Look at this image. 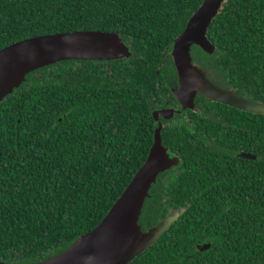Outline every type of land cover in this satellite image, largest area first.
<instances>
[{
    "label": "trees",
    "instance_id": "obj_1",
    "mask_svg": "<svg viewBox=\"0 0 264 264\" xmlns=\"http://www.w3.org/2000/svg\"><path fill=\"white\" fill-rule=\"evenodd\" d=\"M203 2L0 0V51L80 31L116 34L130 51L46 66L0 103V262H42L99 227L148 160L154 113L174 107L162 135L180 163L153 186L140 231L185 211L127 264H264V115L200 93L183 110L173 93V43ZM207 36L215 52L193 46V63L264 104V0H226Z\"/></svg>",
    "mask_w": 264,
    "mask_h": 264
},
{
    "label": "water",
    "instance_id": "obj_2",
    "mask_svg": "<svg viewBox=\"0 0 264 264\" xmlns=\"http://www.w3.org/2000/svg\"><path fill=\"white\" fill-rule=\"evenodd\" d=\"M225 1L204 0L190 17L185 30L174 40L171 56L178 73L179 88L174 89L173 93L183 110H194L195 98L200 93L213 102L264 115V104L250 102L237 96L233 90L216 86L207 78L206 73L193 63V46L200 47L208 54L215 52V46L208 39L207 33ZM129 56V48L116 34L80 31L39 36L17 42L0 51V103L26 81L27 75L46 66L66 60L103 62ZM177 112L176 109H165L154 113L159 127L148 160L99 227L73 242L60 254L35 264H127L178 221L185 210L171 213L158 226L144 233L140 231L139 220L147 199L151 197L153 186L163 173L180 163L178 157H171L164 145V125L161 122V117L172 118ZM240 157L257 159L256 156L244 152ZM210 248V244L196 247L200 252Z\"/></svg>",
    "mask_w": 264,
    "mask_h": 264
},
{
    "label": "flooded vegetation",
    "instance_id": "obj_3",
    "mask_svg": "<svg viewBox=\"0 0 264 264\" xmlns=\"http://www.w3.org/2000/svg\"><path fill=\"white\" fill-rule=\"evenodd\" d=\"M165 109H176L177 110V108H174V107H168V108H165ZM165 109H163V110H165ZM178 111V110H177ZM179 112V111H178ZM161 122H162V119H161ZM162 124L164 125V123L162 122Z\"/></svg>",
    "mask_w": 264,
    "mask_h": 264
}]
</instances>
